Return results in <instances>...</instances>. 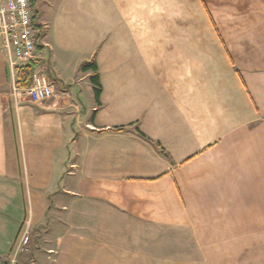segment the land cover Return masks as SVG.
I'll return each instance as SVG.
<instances>
[{"label":"crops","instance_id":"obj_1","mask_svg":"<svg viewBox=\"0 0 264 264\" xmlns=\"http://www.w3.org/2000/svg\"><path fill=\"white\" fill-rule=\"evenodd\" d=\"M31 10L54 96L13 104L0 50V264L26 216L20 264H264V9Z\"/></svg>","mask_w":264,"mask_h":264},{"label":"built area","instance_id":"obj_2","mask_svg":"<svg viewBox=\"0 0 264 264\" xmlns=\"http://www.w3.org/2000/svg\"><path fill=\"white\" fill-rule=\"evenodd\" d=\"M29 0L0 1V50L7 59L11 71L9 97L17 105L24 97L36 104L54 96L47 75L34 70L29 84L20 88L15 80V68L35 60L36 34L31 19ZM31 241V218L26 216L20 222L13 242L4 257L3 264H20L22 256L28 252Z\"/></svg>","mask_w":264,"mask_h":264},{"label":"trees","instance_id":"obj_3","mask_svg":"<svg viewBox=\"0 0 264 264\" xmlns=\"http://www.w3.org/2000/svg\"><path fill=\"white\" fill-rule=\"evenodd\" d=\"M30 1V8L32 6V2L33 0H29ZM32 13V10H31ZM31 19L32 21L34 20V15L33 13L31 14ZM38 39V34L36 33L34 36V42ZM34 65L32 63H28L26 65H21L17 68H15V80H16V84L18 87L20 88H24L26 87L30 80H31V76L34 72ZM92 70L93 71V75L89 78L91 83L93 84V91H94V99L96 102H98V97L100 94V85H99V81H98V76L96 74V65L95 63H91L88 66L86 65H82L80 67L81 71H87V70ZM143 137V136H141Z\"/></svg>","mask_w":264,"mask_h":264},{"label":"rangeland","instance_id":"obj_4","mask_svg":"<svg viewBox=\"0 0 264 264\" xmlns=\"http://www.w3.org/2000/svg\"><path fill=\"white\" fill-rule=\"evenodd\" d=\"M209 7L211 9L219 8L223 10L224 8H233V9H243L246 11L248 16L252 12H258L259 10L264 9V0H207ZM226 5V6H225ZM246 16V17H247ZM32 233V225H31Z\"/></svg>","mask_w":264,"mask_h":264}]
</instances>
